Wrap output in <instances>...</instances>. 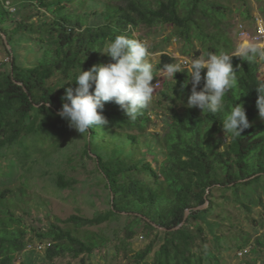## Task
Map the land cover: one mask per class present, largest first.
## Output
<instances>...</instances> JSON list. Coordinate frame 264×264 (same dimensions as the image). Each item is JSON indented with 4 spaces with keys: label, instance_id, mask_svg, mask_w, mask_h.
<instances>
[{
    "label": "trees",
    "instance_id": "1",
    "mask_svg": "<svg viewBox=\"0 0 264 264\" xmlns=\"http://www.w3.org/2000/svg\"><path fill=\"white\" fill-rule=\"evenodd\" d=\"M6 1L13 7L12 12L7 10ZM72 1L0 0V39L7 52V61L0 62V158L12 153L27 159L40 150L38 144L66 131L64 123L68 121L58 115L65 87L77 86L74 81L68 82L79 65L88 70L94 64L110 62L111 58L100 50L116 35L134 38L132 29L164 26L170 27L171 34L181 41L183 56H198L195 42L203 45L206 41L212 42L216 52H234L223 26L229 10L216 0H105L101 10L90 14L73 12L66 6ZM30 8L35 9L34 13L22 14ZM39 12L43 19L33 21ZM239 14L242 19L251 18L247 9ZM12 15L14 18H10ZM27 38L39 46L40 56L34 65L23 67L5 44L12 49ZM205 52L212 49L207 47ZM174 61L172 56L160 53L154 69L162 70L164 64ZM231 63L237 84L225 96V110L230 109L232 102L243 105L251 126L241 137L234 139L223 133L224 113L187 107L191 83L184 82L190 78L186 72L175 73V84L171 78L164 79L157 91L158 98L168 105L163 133L151 134L145 147L163 156L154 169L148 161L133 157L131 146L137 139L128 133L131 129L138 133L145 130L149 107L133 121L117 104L106 102L102 114L108 124L89 128L90 137L83 134L81 153L93 160L101 175L110 195L109 208L91 217L71 214L34 228L14 214L13 191L0 189V264H32L28 259L15 263L32 238L44 245L43 256L48 261L58 256L90 255L107 239L84 228L97 226L120 213L127 218L121 241L130 239L139 225L145 235L151 231L159 233L156 241L151 239L132 253V264H219L218 246L206 245L199 223L211 227L207 216L213 206L212 191L229 190L236 196L237 191L247 192L253 184L264 181V122L252 124L258 114L255 87L264 78L257 76V60L248 63L233 56ZM202 88L203 79L197 90ZM126 146L129 147L125 150ZM53 182L58 188H71L74 184L73 179L61 173L55 175ZM185 210L188 213L184 218ZM249 239L243 238L238 249L244 248ZM213 241L217 244V237L213 236ZM258 251H264V232L252 238L247 253ZM78 264L89 263L80 257ZM241 264L258 263L246 259Z\"/></svg>",
    "mask_w": 264,
    "mask_h": 264
},
{
    "label": "rangeland",
    "instance_id": "2",
    "mask_svg": "<svg viewBox=\"0 0 264 264\" xmlns=\"http://www.w3.org/2000/svg\"><path fill=\"white\" fill-rule=\"evenodd\" d=\"M228 8L224 21L227 36L234 45V50L243 39L237 34V26L240 24L250 38L256 27L264 30V0H216ZM105 0H73L66 4L73 12L90 14L93 11L101 10V5ZM7 1L5 2V4ZM7 5V4H6ZM10 6V5H9ZM247 9L251 18L242 19L239 11ZM35 11L34 8L26 9V12ZM14 16L12 15V17ZM43 19L40 12L32 18L33 21ZM92 17H89L91 20ZM131 34L146 43L149 51V59L155 67L160 53H166L174 58V63L189 60L191 56L180 54L181 41L171 34L170 27L152 26L137 27L132 29ZM264 46V38L259 43ZM210 47L212 52L216 48L211 41H206L203 45L195 42V50L199 55ZM9 53L14 56L18 65L23 67L32 66L40 56L39 46L32 40H20L14 44ZM7 61V52L0 39V62ZM257 76L264 78V59H257ZM154 77L151 82L157 84L153 93V101L149 106L147 115L149 123L143 132L128 130L134 134L137 143L131 146L134 158H142L148 161L152 168L157 169L163 156L149 147V136L151 134H162L165 129L167 103L160 100L157 91L161 89L162 81L170 79L162 70L154 69ZM180 109V106H175ZM264 122L259 114L253 119L252 124ZM66 131L59 137H52L38 144L40 150L34 152L27 159L18 158L17 155L7 153L0 158V189L9 188L13 191L14 214L20 215L23 223L29 227H42L56 219H65L71 214H78L84 217H91L97 212H103L109 208L110 195L104 186L101 175L95 169L93 160L82 155L84 136L71 128L68 123H64ZM220 135V134H217ZM224 141V140H223ZM129 146L125 147V150ZM48 155L42 156L44 152ZM57 173H61L65 178L73 179L71 188H58L53 179ZM212 209L207 216L211 227L199 222L206 245L210 248L218 246L219 264H241L243 260L255 259L260 264L264 260V251L256 254L248 252L238 257L237 245L243 238L249 236V242L244 247L250 249L252 238L264 232V181L253 184L249 191L239 190L234 196L229 190L215 189L211 193ZM126 215L120 213L117 217L103 222L97 226L84 228L102 234L107 241L103 246L93 250L90 255H80L71 258L67 255L58 256L48 261L44 258V245H38L32 238L27 249L17 255L15 263L22 259H28L32 264H78L82 257L89 264H132L131 255L138 249L144 247L151 239L156 241L159 233L151 231L145 235L142 225L134 228L133 236L121 241L124 237V224ZM192 225V224H191ZM213 236L217 237V244H214ZM157 244L153 246L155 250ZM149 257L147 260L149 261Z\"/></svg>",
    "mask_w": 264,
    "mask_h": 264
},
{
    "label": "clouds",
    "instance_id": "3",
    "mask_svg": "<svg viewBox=\"0 0 264 264\" xmlns=\"http://www.w3.org/2000/svg\"><path fill=\"white\" fill-rule=\"evenodd\" d=\"M100 51L111 58L110 62L94 64L88 70H82L79 65L73 79L68 82L74 81L77 86L65 87L63 103L58 110V115L68 121L80 136L87 134L90 137L89 128L108 124L102 114L106 102H114L127 118L135 121L152 103L157 85L151 83L156 76L145 42L128 35H116ZM233 56L254 63L257 58L264 59V46L242 41L232 54L224 50L204 52L187 61L164 64L162 71L174 84V74L186 72L190 79L184 83H191L187 107L212 114L224 113L223 133L235 139L251 125L242 104L232 102L230 109L225 110V96L237 84L231 63ZM202 70H205L203 77ZM202 79L203 88L198 91ZM255 90L258 94L256 108L264 119V80L257 84Z\"/></svg>",
    "mask_w": 264,
    "mask_h": 264
},
{
    "label": "built area",
    "instance_id": "4",
    "mask_svg": "<svg viewBox=\"0 0 264 264\" xmlns=\"http://www.w3.org/2000/svg\"><path fill=\"white\" fill-rule=\"evenodd\" d=\"M6 8H7V10L9 12H12L13 11V7L12 6L7 5ZM237 34H238V36H240L243 39H247L248 38L251 42L258 43V44L261 43L262 42V39L264 38V30H263V28H261L259 26L256 27L253 35L249 38L248 37V34L245 32V30L242 28V26L240 24H238V26H237ZM184 61H187V60H184ZM38 245H40V244H38ZM27 246L28 245H26V248L25 249H27ZM247 251L248 250L246 248H242V249H239L236 252V254H237L238 257H241L245 253H247Z\"/></svg>",
    "mask_w": 264,
    "mask_h": 264
},
{
    "label": "water",
    "instance_id": "5",
    "mask_svg": "<svg viewBox=\"0 0 264 264\" xmlns=\"http://www.w3.org/2000/svg\"><path fill=\"white\" fill-rule=\"evenodd\" d=\"M5 46H6L7 49H9V46H8L7 44H5ZM187 213H188V211L185 210V211H184V215H183L184 218H185V216L187 215ZM153 225H154V224H153ZM159 229H160V228H159Z\"/></svg>",
    "mask_w": 264,
    "mask_h": 264
}]
</instances>
